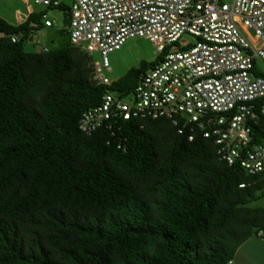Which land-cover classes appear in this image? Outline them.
<instances>
[{
  "label": "trees",
  "instance_id": "16d2710c",
  "mask_svg": "<svg viewBox=\"0 0 264 264\" xmlns=\"http://www.w3.org/2000/svg\"><path fill=\"white\" fill-rule=\"evenodd\" d=\"M45 15L0 17V264H232L264 236L253 206L264 174L221 162L212 140L190 142L169 120L81 133L85 112L130 95L164 55L98 86L70 40L25 51Z\"/></svg>",
  "mask_w": 264,
  "mask_h": 264
},
{
  "label": "built area",
  "instance_id": "2783aa9c",
  "mask_svg": "<svg viewBox=\"0 0 264 264\" xmlns=\"http://www.w3.org/2000/svg\"><path fill=\"white\" fill-rule=\"evenodd\" d=\"M34 4L46 9L68 4L69 40L89 57L98 86L115 82L108 76L109 55L129 40H147L157 57L164 55L130 95L108 92L85 112L78 124L81 133L105 130L114 136L125 121L169 120L190 142L197 135L212 140L221 162L238 165L249 175L264 174V138L256 141L264 131V0ZM43 20L47 28L53 26L46 15ZM185 35L195 41L170 51Z\"/></svg>",
  "mask_w": 264,
  "mask_h": 264
},
{
  "label": "rangeland",
  "instance_id": "374dc122",
  "mask_svg": "<svg viewBox=\"0 0 264 264\" xmlns=\"http://www.w3.org/2000/svg\"><path fill=\"white\" fill-rule=\"evenodd\" d=\"M65 5L68 6V4ZM32 13H45L47 20L53 26L51 28L42 26L39 31L35 32L25 44L26 52L40 53L57 50L69 42L70 17L68 10L38 7L34 4V0H0V17L12 25L22 24ZM42 23L44 25L45 20ZM194 41L193 37L185 35L178 43L170 47V51H179V47ZM156 58V51L149 41L144 39L129 40L120 51L109 55L112 73L108 76L111 80L117 81L130 69L138 68L142 61L153 62ZM260 71L264 72L262 63H260ZM253 206L264 207V197L254 202Z\"/></svg>",
  "mask_w": 264,
  "mask_h": 264
},
{
  "label": "crops",
  "instance_id": "0c3cea01",
  "mask_svg": "<svg viewBox=\"0 0 264 264\" xmlns=\"http://www.w3.org/2000/svg\"><path fill=\"white\" fill-rule=\"evenodd\" d=\"M232 264H264V236L253 237L245 242L237 251Z\"/></svg>",
  "mask_w": 264,
  "mask_h": 264
}]
</instances>
